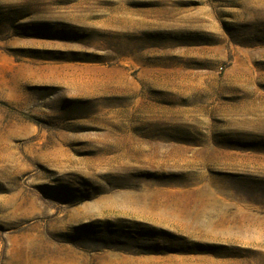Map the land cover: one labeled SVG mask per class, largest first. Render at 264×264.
I'll return each mask as SVG.
<instances>
[{"label": "rangeland", "instance_id": "1", "mask_svg": "<svg viewBox=\"0 0 264 264\" xmlns=\"http://www.w3.org/2000/svg\"><path fill=\"white\" fill-rule=\"evenodd\" d=\"M0 264H264V0H0Z\"/></svg>", "mask_w": 264, "mask_h": 264}]
</instances>
